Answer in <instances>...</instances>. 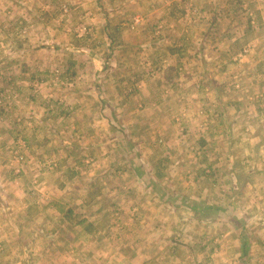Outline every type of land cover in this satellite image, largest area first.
I'll use <instances>...</instances> for the list:
<instances>
[{
  "label": "rangeland",
  "instance_id": "374dc122",
  "mask_svg": "<svg viewBox=\"0 0 264 264\" xmlns=\"http://www.w3.org/2000/svg\"><path fill=\"white\" fill-rule=\"evenodd\" d=\"M0 264H264V0H0Z\"/></svg>",
  "mask_w": 264,
  "mask_h": 264
},
{
  "label": "crops",
  "instance_id": "0c3cea01",
  "mask_svg": "<svg viewBox=\"0 0 264 264\" xmlns=\"http://www.w3.org/2000/svg\"><path fill=\"white\" fill-rule=\"evenodd\" d=\"M165 79H166L165 81H168V78H165ZM177 92L178 91H176V90L175 91H171V92L168 91V92H166V96H159V93H156V94L153 93L151 95V97L154 100L157 99L156 97H158V98H160L162 100L160 102L159 101H154L155 102V105H157L153 109H151V114L154 112V114H152L151 117H154V119H152L151 121H148V122L161 123L162 125L163 124L164 125L166 124V123H164V121H162L163 120L162 117H166V115L168 114L167 111L170 110L169 108L171 106H173V103H174L172 101L174 99H179V98L182 99V100H184L186 98V96L189 97L187 95V93H184L183 95H181L182 93H177ZM101 109H104V108L101 107ZM158 112H160V114H162L164 116H161L160 117V116L156 115ZM3 113H4V116L7 118V116H8L7 115V110H3ZM140 115L143 116L144 115V112H140ZM190 123H194V121H190ZM14 124L15 123H11V125H14ZM23 126L24 125L15 124L14 128L16 130H20L21 131ZM161 127H162V129H160V130H164L166 128V127L164 128L163 126H161ZM10 136H12V135H10ZM14 137L15 138H13V139H16V135ZM138 140H139L138 143L135 144V142H134V144L137 147H143L144 145L141 146L140 142L145 143L144 138L141 137V138H138ZM126 141H125V143H126ZM147 146H148V144H147ZM14 147H15V145H13V146L7 145L4 148H6L7 150H10V152H11L12 150H14ZM11 148H13V149H11ZM127 153H128V156H127V158H128L127 167L130 168V170H131V167L129 165V163H133V162H131V157H130L132 155L131 149L129 150V148H128L127 149ZM9 157L10 156L7 153L6 154V158L3 161L4 162H9ZM227 157H229V156H227ZM162 159H166V158L163 157V156H161V155H154L153 153H151L150 154V157H148L147 160L142 159V158H139V162L137 160V161H134V164H133V167H134L135 171L137 172V174H133L135 177L131 179L130 183H132L133 181H136L135 182V185H136L135 187L140 191L139 192L140 198H138V200H137V203L139 204V207L134 208V210H135L134 213L136 212L135 218H137V219H135V221H138L139 223L141 222V223H143V225L146 223V221L144 219L151 218V217H149L148 214H153L151 212V209L152 208L149 209L147 207V205H146L147 202H146V197L144 195H146V196L151 195V198H153V196H155L154 195L155 194V191L157 192V191H160L161 190V191H163L164 197L166 199H169V195H168L169 191L167 192V190H165V189L172 188V187L168 186L167 183H164L163 184L164 188H162V186H160V184L163 183V181H164V179L162 178L163 177V174H162V171L160 173V171L158 170L160 167H156L157 164L164 163V160H162ZM231 176L235 178V176L233 175V173H231ZM155 182H157V184H155ZM130 183H127V185H129ZM104 184L107 186V189H108L107 191H109V192L106 193V195L108 194V197L106 195H104V193H103V195L101 196V198L102 197H106V199H110L109 194L115 195V193H117L118 190L116 191L114 187L111 188L110 182H108V183L104 182ZM22 189H23L24 192H26L28 194V192H27V190L25 188H22ZM78 191H80V189H78ZM119 197H121L120 194L118 195V198ZM111 199H113V198L111 197ZM90 204H91V202H89L87 205H90ZM79 205H80V202L77 201V200H74L73 202L68 203L67 206H68V208H72L73 206H79ZM104 209H105V206H103L102 204H100V206H99L100 212H103ZM109 209L111 210L113 208L110 207ZM54 211L58 212V210H54ZM141 213L143 214V217L144 218L143 217H140L139 218V215ZM130 215L132 216V214H130ZM58 219H59V222L60 223H62L65 220L64 217H63V214L59 215ZM77 224H79V223L76 222V223L70 224V225L73 226V225H77ZM73 228H77V226H75ZM82 232H83V230H82ZM68 238H70V237L68 236ZM87 238H90V239L94 240L93 238H95V233L88 234V237ZM16 239H18V237H16ZM149 239L150 238H148V237L145 238L143 240V243L146 244L149 241ZM153 240L154 239L151 238V241H152L151 243L152 244H153ZM16 241L18 243L20 242V240H16ZM141 242L142 241H139V244L140 245L139 244H136V245L138 246V249L137 250H140L141 254H143L144 253L143 250H147V246L141 245ZM154 243H156V245L149 247V251L155 250L156 246L158 245L157 243H159V239H157V241L154 242Z\"/></svg>",
  "mask_w": 264,
  "mask_h": 264
},
{
  "label": "trees",
  "instance_id": "16d2710c",
  "mask_svg": "<svg viewBox=\"0 0 264 264\" xmlns=\"http://www.w3.org/2000/svg\"><path fill=\"white\" fill-rule=\"evenodd\" d=\"M209 209H211V207H210ZM244 245H245V244H244Z\"/></svg>",
  "mask_w": 264,
  "mask_h": 264
}]
</instances>
